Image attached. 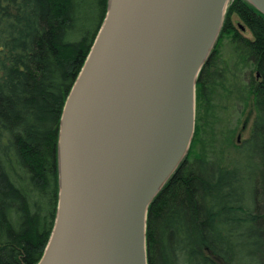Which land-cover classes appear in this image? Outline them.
Returning a JSON list of instances; mask_svg holds the SVG:
<instances>
[{
  "label": "trees",
  "instance_id": "1",
  "mask_svg": "<svg viewBox=\"0 0 264 264\" xmlns=\"http://www.w3.org/2000/svg\"><path fill=\"white\" fill-rule=\"evenodd\" d=\"M108 1L0 0V264H38L44 254L58 206L63 108ZM225 37L238 63L260 75L241 150L250 146L256 166L245 173L198 153L196 125L187 157L149 207L148 264H264V14L231 0L215 51Z\"/></svg>",
  "mask_w": 264,
  "mask_h": 264
},
{
  "label": "water",
  "instance_id": "2",
  "mask_svg": "<svg viewBox=\"0 0 264 264\" xmlns=\"http://www.w3.org/2000/svg\"><path fill=\"white\" fill-rule=\"evenodd\" d=\"M230 1H108L63 108L58 206L38 264H148L149 207L188 155L197 82ZM247 1L264 14V0Z\"/></svg>",
  "mask_w": 264,
  "mask_h": 264
},
{
  "label": "rangeland",
  "instance_id": "3",
  "mask_svg": "<svg viewBox=\"0 0 264 264\" xmlns=\"http://www.w3.org/2000/svg\"><path fill=\"white\" fill-rule=\"evenodd\" d=\"M233 23L243 36L253 38L249 28L242 33L240 26L244 23L237 15L233 16ZM216 51L226 78L222 83L210 87L209 98L201 102L199 114L203 113V116L196 119L199 128L196 151L210 160L226 165L236 164L241 166L243 172H251L256 166L252 149L247 146L243 153L241 150L245 149L251 136L257 114L253 84H250L255 70L251 62L238 63L235 45L229 37L221 40ZM244 123L246 127L242 129ZM239 134L241 141H238ZM240 144L241 147L237 146Z\"/></svg>",
  "mask_w": 264,
  "mask_h": 264
},
{
  "label": "flooded vegetation",
  "instance_id": "4",
  "mask_svg": "<svg viewBox=\"0 0 264 264\" xmlns=\"http://www.w3.org/2000/svg\"><path fill=\"white\" fill-rule=\"evenodd\" d=\"M242 33L246 31L247 27L241 26ZM217 51H213L210 55L209 59L205 63L202 72L199 76L197 87H196V119L198 120L200 116H203V113L199 114L201 109V102L207 101L210 94V87L222 83V80L226 78L224 66L220 64V56ZM260 77L258 72H255V76L253 74V80L251 79V83L258 80ZM208 113V112H207ZM198 117V118H197ZM246 127V123L242 126V129ZM238 141H241V134L238 135Z\"/></svg>",
  "mask_w": 264,
  "mask_h": 264
}]
</instances>
